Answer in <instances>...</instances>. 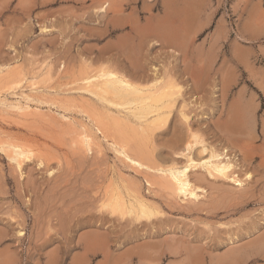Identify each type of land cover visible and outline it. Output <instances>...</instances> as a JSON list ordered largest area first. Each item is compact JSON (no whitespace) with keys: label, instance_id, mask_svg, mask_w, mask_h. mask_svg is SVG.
<instances>
[{"label":"rangeland","instance_id":"obj_1","mask_svg":"<svg viewBox=\"0 0 264 264\" xmlns=\"http://www.w3.org/2000/svg\"><path fill=\"white\" fill-rule=\"evenodd\" d=\"M106 2L107 13H101L98 7ZM171 27L178 31L175 44ZM144 32V64L177 73L185 99L194 101L186 111L195 129L229 145L241 177L251 171L244 187L211 179L198 168L192 178L206 175L197 182L208 193L200 204L183 200L149 185L148 177L160 173L138 169L115 150L114 132L105 137L98 129V115L118 111L80 89L83 78L109 65L130 66L132 73L133 65L113 44L128 37L135 59ZM0 69V101L30 104L36 112L19 115L0 104V141H24L36 156L47 155L53 168L50 176L35 157L21 171L0 149V264H202L220 256L231 240L264 236V0H0ZM235 105L254 119L251 137L221 131ZM174 111L148 142L152 164L184 160L176 158L182 142L175 138L180 130L184 140L189 134L178 127L177 103ZM83 129L93 134V149L79 141ZM127 187L156 203L163 216L142 224L117 214L113 223L105 222L100 204L114 193L126 195ZM66 213L82 220L70 231L60 227ZM20 230L25 234L19 236ZM92 232L111 234L112 240L93 245L85 240Z\"/></svg>","mask_w":264,"mask_h":264},{"label":"bare ground","instance_id":"obj_2","mask_svg":"<svg viewBox=\"0 0 264 264\" xmlns=\"http://www.w3.org/2000/svg\"><path fill=\"white\" fill-rule=\"evenodd\" d=\"M108 5L109 4L107 2L103 5L101 4V6L98 7L100 9V12L101 13H107ZM109 24L112 25V23L107 22V26ZM42 29L45 32H49L51 30L47 25H43ZM167 30L170 31L169 32L170 39H171L170 42L174 43V44L177 43L176 41L178 38V33H177L178 31L172 27L167 29ZM163 32H167V31L165 30ZM147 37H149V36H147L146 33L144 32V35L141 38L139 46L137 44L138 47L136 48L137 54H136L135 59L132 56L133 52H131V45H132V44L130 45L131 40L128 37L120 38V39L116 40L113 44V46L115 48H118V50L120 49L122 51L125 59L126 58L128 59V60L126 59V61L129 63L128 65H131V66L133 65V70H132L133 72L132 73H130V71H129L130 66H128V67L126 66L123 69L119 65L118 66H116V65L110 66L109 65V66H103L96 73L83 78L84 84L80 87V89H83V90L89 92L90 94H92L94 97H96V99L98 101H101L104 104L103 105L104 107H105V105L113 106V107L117 108V111H118V113H116V111H115V113L105 112V114L102 113V114L98 115L97 119H96L98 121V123H100L99 125L97 124L98 129H100L104 133L105 137H107L109 135V133L111 131H113L114 132L113 136L112 135L111 136L113 137V139H115V140H113V146H114L115 150L117 152H119L120 154H122L127 161H129L131 164L135 165L138 169L146 170L147 173H149V175L151 174L150 172H152L153 176H156V175H154L155 172H153V171H158L160 173V175L158 174V179H155L154 177H153V179H150L148 177L147 182L149 183V185H151V186H153V185L159 186L160 185L161 187L168 188L172 191L170 194L173 193L172 195H176L178 198L181 197L183 200L191 201V203L195 202V204H198L199 202H197V201H199L201 198L205 197L208 193V190L206 189V187L198 184V182H199L198 180L206 179L205 178L206 175L200 174L201 176H199L197 174L199 176L197 178L198 182L196 181V179L192 178L191 173L193 171L197 170L198 168H203V170L206 171L207 176H209V178H211V179L221 180V181H230L233 184H235V186H237L239 188L244 187L245 184L247 183V181L253 177L251 171H248L244 177L243 176L241 177L240 174L238 172H237L238 173L237 174L235 171V168H238V167L236 165V161L234 160L233 155L230 152L229 145L228 146L224 145V143H214L213 141H210L209 139L204 137V135L201 134V132L198 129H195L194 123L192 121L194 118H192L191 115L188 113L189 110H187L188 112L186 111V108H188L189 104L193 103L194 101L192 100V101L187 102V100L185 99L184 91H183L185 89V87H184V85L180 84L181 81H179V79L176 75L177 73L174 70H171V68H168V67L163 66V65H161L160 67H158L157 65H154L153 67H148L147 65L144 64L143 60L145 58H144V54L142 53L143 49L140 47L147 42ZM145 46H142V47H145ZM6 66H7L6 67L7 69L10 68V66L8 64ZM2 71H3V69L2 70L0 69V72H2ZM192 76L195 79L197 78V76H195V75H192ZM32 84H34V85L37 84L36 81H34V79H33ZM10 87H12V85ZM1 88H3V86H2V81L0 80V89ZM26 98L28 99V101L35 99V97H32L31 95H27ZM21 99H23V98H21ZM54 103H55V101H54ZM67 103L69 104L71 102H67ZM176 103H177V107L178 106L180 107V113L179 114L181 117L179 120L181 125L178 127H180L181 129L183 128V130H186L187 134H189L188 138L186 140H184V137L183 138L181 137V132H180L181 130H180L178 132L179 138L178 137L175 138L176 141L182 142V144H179L180 150H178V152L176 153V158L177 159H184V160L183 161L174 160L168 166L167 165L162 166V165H158V164L155 165V163L152 164L151 157H153L152 156L153 152L150 149H148V146H149L148 142L151 143V141H153L152 139L154 138L155 132L157 130H159L164 124H166V122H168V119L171 117V115H174L173 114L175 112L174 106L176 107ZM0 104L3 106L5 105V106H9L11 108H15V110L17 109L16 111L17 112L19 111V115H20V113L24 114V116H27V115L31 116L32 114L36 115L35 114L36 112L31 111V108H33V107L30 104H26V103H24V104H22V103H10V104H8L6 99H2L0 101ZM65 105H66L65 103L62 104V106H64V107H65ZM234 108H235L234 113L232 115H230L229 117L227 116L229 119H226L227 121L224 123V125H222V127L220 126L221 131L222 132L225 131L224 133H226V134L228 133V135H231V134L235 135L236 132L237 133L243 132V133H247L246 135L248 137H251L252 135H254L253 134L255 132L254 128H256L253 126L255 124L254 119L252 117H247V116L245 117L243 115V113L241 112L243 109V105H235ZM37 109H39V108L37 107ZM177 129H175V130H177ZM79 135H80L79 141L82 143V145L87 150L93 149V143H94V137L92 136L93 134H91V132H88L86 129H83L79 133ZM161 135H162V133H161ZM182 135H184V134H182ZM172 138H174V137H172ZM154 140H156V138H154ZM23 142H22V144H20L18 142H13L10 140L9 141L8 140L7 141H0V149L7 153L9 159L12 162H14L15 163L14 165H16V168L20 169L21 171H23V169L25 167H27L28 163L31 162L33 159H34V161H32V162H35V157H38V161L36 160L37 161L36 164L39 167L40 166L43 167V165L46 164L49 168H47L46 166H44V167H45V169H47V171L50 173L49 175L51 176V174H52L51 168L52 167L48 164L50 162L47 161L49 159V157L47 155H46L47 158L43 157V156H39V155L36 156L35 151L31 149L32 147L29 145L30 148H27L28 147L27 144H26V146H23L24 145ZM78 144H79V142H78ZM154 154H156V153H154ZM50 155H53V154H50ZM197 155H199V157ZM153 162H154V160H153ZM39 167H38V169H39ZM31 168H32V166H31ZM49 175L47 176V178H49ZM53 176H56V175H53ZM60 176H58V179L60 178ZM61 178H63V177L61 176ZM48 181H50V180H48ZM30 183H31V181H30ZM33 185H35V184H33ZM208 185H209V183H208ZM60 186H62V185H60ZM161 189H163V188H161ZM54 190H55V188H54ZM231 190H232V188H231ZM119 193H120V191H119ZM63 197L65 198V196H63ZM81 208H80V210H81ZM99 209H100L99 210L100 212L105 213V215L102 216V219H104L105 222H111V223L114 222L115 216L117 214H121L122 216H125V217H123V219L127 218L126 215L127 216L129 215L136 222H140L143 224L145 221L152 222L155 218H159L161 213H164V212H162L163 210L162 211L160 210L161 208L156 203H154L153 201L150 202L143 194H141V191L135 192V190L133 191L129 187H127L126 195H124V193L123 194H121V193L120 194H116V193L112 194L111 196H109L108 199H106L105 201H103L100 204ZM86 210H88V208H86ZM89 210L91 211V209H89ZM71 211H73V209H71ZM76 211H74V213ZM83 211H84V208H83ZM39 212H40V210H39ZM96 212H98V211H95V213ZM100 212L98 214H100ZM65 215L66 216H64L59 221L60 225H61L60 227L64 228V229H68L69 231H70V228L72 227L73 223L78 225V223H81V221H82V220L81 221L79 220L78 216L75 217V215H73L72 213H71V215H67V213ZM81 216H82V214H81ZM129 220L127 219L126 221H129ZM92 221H93V219H92ZM132 223H134V221ZM73 226H75V225H73ZM97 228H99V227H97ZM104 228H106V227H104ZM106 232H108V231L106 230ZM19 233H20L19 236H22L25 234L23 232V230H20ZM99 235L100 234H98L96 232H92L91 234L87 235L85 240L87 239L86 241L92 243L93 245L97 244L98 242L101 243V241L104 239H106L107 241L112 240V237L110 236L111 234L109 236L107 234V236H102V237ZM4 238H5V236L3 237V234L1 233L0 242ZM236 240L235 241L231 240L230 242L233 244L234 243L236 244ZM256 244L257 245L253 248V251L255 250L264 256V245H262L259 242H257ZM90 247H92V246H90ZM98 247H100V246H98ZM246 248H248V247H246ZM88 249L91 250L90 248H88ZM251 249H252V245H251ZM99 250H98V252H99ZM235 251H236V249H235ZM111 253H112V251H111ZM254 255L255 254H253V256ZM11 257H13V255ZM9 259H10V257H9Z\"/></svg>","mask_w":264,"mask_h":264},{"label":"crops","instance_id":"obj_3","mask_svg":"<svg viewBox=\"0 0 264 264\" xmlns=\"http://www.w3.org/2000/svg\"><path fill=\"white\" fill-rule=\"evenodd\" d=\"M257 242L264 245V236L257 233L248 238H244L239 242H236V244L231 243L224 247L220 256H215L211 262L202 264H264V256L255 250L253 251V248L257 245ZM253 254L255 255L253 256Z\"/></svg>","mask_w":264,"mask_h":264}]
</instances>
